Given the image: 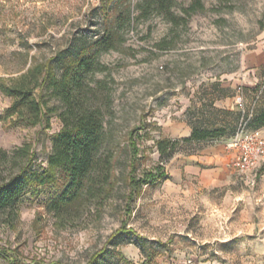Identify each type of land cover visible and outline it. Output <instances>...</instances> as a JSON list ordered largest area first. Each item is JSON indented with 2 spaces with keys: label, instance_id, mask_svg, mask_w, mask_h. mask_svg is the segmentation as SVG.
Returning a JSON list of instances; mask_svg holds the SVG:
<instances>
[{
  "label": "rangeland",
  "instance_id": "1",
  "mask_svg": "<svg viewBox=\"0 0 264 264\" xmlns=\"http://www.w3.org/2000/svg\"><path fill=\"white\" fill-rule=\"evenodd\" d=\"M167 2L174 20L153 0H0V81L92 46L105 31L113 38L109 49L93 47L96 69L85 77L104 114L110 178L96 174L60 208L54 184L28 187L16 211H0V264H264V167L228 173L236 183L217 186H203L194 170L207 165L201 156L229 153L231 134L178 142L164 176L140 182L159 164L158 138L264 105V0H200L187 19L193 0ZM13 101L0 91V151L8 153L0 178L18 170L14 149L23 144L34 168H46L62 126L55 97L48 105L56 109L34 124L10 109Z\"/></svg>",
  "mask_w": 264,
  "mask_h": 264
},
{
  "label": "trees",
  "instance_id": "2",
  "mask_svg": "<svg viewBox=\"0 0 264 264\" xmlns=\"http://www.w3.org/2000/svg\"><path fill=\"white\" fill-rule=\"evenodd\" d=\"M153 1L156 7L170 15L171 19L176 18L168 0ZM202 7L200 0H193L188 7L183 8L185 18L191 15V11ZM92 44L63 49L57 55L49 57L46 62L29 67L9 83L0 81V91L14 97L10 109L27 123H37L44 119L46 114L55 110L53 105H48V101L53 97L62 104L58 112L62 126L52 138L46 168L42 171L34 168L29 145L23 144L14 149L16 156L20 157L18 170L0 178V211L5 209L16 211L20 195L32 185L50 184L53 187L54 184L58 195L54 201L57 204L55 207L60 208L81 195L89 184L95 181L96 174L102 177L103 182H108L112 154L103 151L106 134L104 114L100 105L91 102L88 90L93 93L94 91L85 82V77L96 69V53H91L93 47L102 50L113 46L110 30L97 37ZM55 62L58 63L59 71ZM260 86L261 84H257L253 90L258 92ZM228 112L232 120H224L212 127L193 124L190 134L180 139L158 138L155 146L159 152V164L144 171L140 182L151 183L164 176L163 163L180 141H199L230 134L231 138L243 125L247 128L264 126V105L244 111L238 109ZM133 149L135 153L139 150L135 144ZM7 154L6 150H1L0 158H5ZM50 195L52 196L48 204L53 210V193ZM123 231L124 228L119 229L117 233ZM14 264L49 263L14 262Z\"/></svg>",
  "mask_w": 264,
  "mask_h": 264
},
{
  "label": "built area",
  "instance_id": "3",
  "mask_svg": "<svg viewBox=\"0 0 264 264\" xmlns=\"http://www.w3.org/2000/svg\"><path fill=\"white\" fill-rule=\"evenodd\" d=\"M232 153L227 164L239 171H252L264 160V133L262 128L241 126L227 142Z\"/></svg>",
  "mask_w": 264,
  "mask_h": 264
},
{
  "label": "crops",
  "instance_id": "4",
  "mask_svg": "<svg viewBox=\"0 0 264 264\" xmlns=\"http://www.w3.org/2000/svg\"><path fill=\"white\" fill-rule=\"evenodd\" d=\"M257 63L259 64V62ZM188 134H190V132H187V135ZM231 157H232V153L229 152V153L221 154L220 151L219 153H217L216 157L215 156L200 157L201 158L200 161L201 162L205 161L207 165L204 166L195 165L194 170L199 174L203 186H217L223 183H227V184L236 183V179L234 178L227 179L225 177L228 173L232 174L235 173V171L237 170L233 167L232 169L234 170H229L230 168L227 167L229 166L227 162L231 159ZM225 164H227V166ZM259 167H264V160L261 161ZM246 176L247 177L245 178L244 182L249 183L248 179L250 176L248 174ZM250 180H252L253 182L254 179L250 178ZM259 195H264V187L261 189Z\"/></svg>",
  "mask_w": 264,
  "mask_h": 264
}]
</instances>
